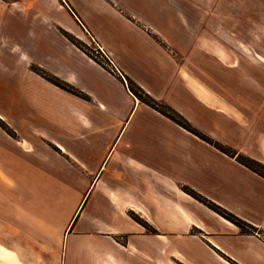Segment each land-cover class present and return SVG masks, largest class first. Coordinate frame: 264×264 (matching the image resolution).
Returning <instances> with one entry per match:
<instances>
[{"label": "crops", "instance_id": "0c3cea01", "mask_svg": "<svg viewBox=\"0 0 264 264\" xmlns=\"http://www.w3.org/2000/svg\"><path fill=\"white\" fill-rule=\"evenodd\" d=\"M66 35L92 36L118 72ZM245 51L264 52V0H0V119L15 133L0 127V262L264 264V177L128 83L264 164V81L242 76Z\"/></svg>", "mask_w": 264, "mask_h": 264}, {"label": "trees", "instance_id": "16d2710c", "mask_svg": "<svg viewBox=\"0 0 264 264\" xmlns=\"http://www.w3.org/2000/svg\"><path fill=\"white\" fill-rule=\"evenodd\" d=\"M66 36L72 43H74L77 47H79L83 52H85L92 59H94L95 61H97L100 64L106 65L103 61H100L92 53V51L88 47L81 44L80 41H78L77 39H75L74 37H72L70 35H66ZM36 72L38 74H40L42 77H44L45 79H47L48 81H50L51 83H53L54 85L66 90L70 93H73L76 95H81V93L78 90H76L73 86L67 84L66 82H64L62 80H60L56 76H53V75L49 74L48 72H46L42 69H39V68L36 69ZM128 83H129L130 90L140 101H142L143 103L147 104L148 106L154 108L155 110L159 111L160 113H162L166 117L170 118L171 120H173L177 124L181 125L185 129H187L188 131H191L192 133L197 135L199 138H201L202 140L213 145L215 148H217L221 152H223L227 155L233 156V157L236 156V159L240 163H242L243 165H245L249 169L253 170L254 172H256L259 175H261L262 177H264V164L254 160L252 158L242 156L240 154L236 155V152L234 150H232L230 147L225 146L224 144L218 142L217 140L209 138L208 136H206V135L202 134L201 132H199L198 130H196L184 118H182L176 111H174L168 105L158 102L157 100L152 98L150 95H148L146 92H144L140 87L136 86L135 84H133L131 82H128ZM0 127L2 129H4L9 135H11V136L15 135V133L1 119H0ZM183 189L186 193L191 195L193 198L202 202L203 204L208 206L210 209L214 210L215 212H217L218 214H220L221 216H223L224 218H226L227 220H229L233 224L237 225L241 230L248 229V228L252 229L251 226H249L247 223H245L244 221H242L238 217L234 216L230 212L226 211L225 209L221 208L220 206L216 205L215 203H213V202L207 200L206 198L202 197L201 195L196 193L194 190L187 188V187H184ZM133 216H134V220L137 221L138 223H140L142 226L148 227L150 230L152 229L149 227V225L143 219H141L140 217H138L137 215H134V214H133ZM151 232H154V230L152 229Z\"/></svg>", "mask_w": 264, "mask_h": 264}, {"label": "rangeland", "instance_id": "374dc122", "mask_svg": "<svg viewBox=\"0 0 264 264\" xmlns=\"http://www.w3.org/2000/svg\"><path fill=\"white\" fill-rule=\"evenodd\" d=\"M241 9L242 11L241 12H245V6L242 4L241 5ZM88 38L87 39H84L85 41H80L81 44H83L84 46L88 47L92 53L100 60V61H103L101 58H99V56L95 53L94 49L95 48V43L92 41V39L94 40V38L92 36H87ZM259 42V41H258ZM241 58L242 60H246L248 61L249 63L251 64H240L241 65V70H242V76H248V69L249 67L248 66H253L256 68V78L258 80H261L262 82L264 81V52H257V53H250L248 51H245L244 53H241ZM252 75L254 76V73H252ZM261 125L264 124V119L260 122ZM243 130L242 128H236L235 131L232 132V130L230 132H226V141L228 142H231V145L234 143V144H238L242 141V136L239 135V132ZM249 140V138H247L245 140V142H247ZM222 141V140H220ZM223 143H226L224 141H222ZM131 218L134 219V216L133 214L131 213L130 214ZM137 222V221H136ZM144 227V226H143ZM146 229V231L148 232H151L152 229L150 230L148 227H144ZM245 231H250V229H244ZM2 249V248H1ZM0 264H3L2 262H0Z\"/></svg>", "mask_w": 264, "mask_h": 264}, {"label": "built area", "instance_id": "2783aa9c", "mask_svg": "<svg viewBox=\"0 0 264 264\" xmlns=\"http://www.w3.org/2000/svg\"><path fill=\"white\" fill-rule=\"evenodd\" d=\"M92 41L95 43V48L93 49L95 53L99 56V58L103 60V62L111 71L118 72L117 68L113 65L111 59L106 55L102 48L95 42V40L92 39Z\"/></svg>", "mask_w": 264, "mask_h": 264}]
</instances>
